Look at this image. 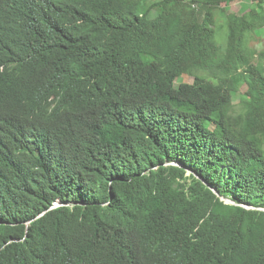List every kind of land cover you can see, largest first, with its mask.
Listing matches in <instances>:
<instances>
[{"label":"trees","instance_id":"16d2710c","mask_svg":"<svg viewBox=\"0 0 264 264\" xmlns=\"http://www.w3.org/2000/svg\"><path fill=\"white\" fill-rule=\"evenodd\" d=\"M231 1L0 0V264H264V0L220 48Z\"/></svg>","mask_w":264,"mask_h":264},{"label":"rangeland","instance_id":"374dc122","mask_svg":"<svg viewBox=\"0 0 264 264\" xmlns=\"http://www.w3.org/2000/svg\"><path fill=\"white\" fill-rule=\"evenodd\" d=\"M251 0H232L229 4H222L218 10L214 12V28L216 32L215 41L220 48L224 45L227 18L234 14H243L248 11ZM249 46L256 52L264 51V27L256 30L249 38ZM183 83H191L193 79L183 76L180 80ZM179 81L176 83L178 84ZM240 92L245 91V86L241 85ZM238 102V97L233 99V103Z\"/></svg>","mask_w":264,"mask_h":264},{"label":"water","instance_id":"95a60500","mask_svg":"<svg viewBox=\"0 0 264 264\" xmlns=\"http://www.w3.org/2000/svg\"><path fill=\"white\" fill-rule=\"evenodd\" d=\"M225 202L228 203L229 201L226 200Z\"/></svg>","mask_w":264,"mask_h":264}]
</instances>
